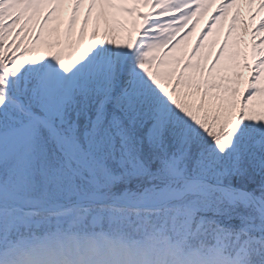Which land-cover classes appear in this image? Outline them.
<instances>
[{"label": "snow or ice", "instance_id": "obj_1", "mask_svg": "<svg viewBox=\"0 0 264 264\" xmlns=\"http://www.w3.org/2000/svg\"><path fill=\"white\" fill-rule=\"evenodd\" d=\"M64 3L0 0V264H264V0L252 62L256 0H87L75 41ZM113 10L135 39L97 36Z\"/></svg>", "mask_w": 264, "mask_h": 264}, {"label": "bare ground", "instance_id": "obj_2", "mask_svg": "<svg viewBox=\"0 0 264 264\" xmlns=\"http://www.w3.org/2000/svg\"><path fill=\"white\" fill-rule=\"evenodd\" d=\"M215 3H219V0H215ZM215 3L208 10V12L204 14V16L200 20V23L197 24L196 31L192 33V35H195V37H197L199 35L200 30H201V28H203L204 24L207 22L208 17L212 14V12L215 11ZM258 3H259V0H256V4H254L252 6L251 11L249 10L247 5H244L242 3L239 5L240 11H241V18L236 21V31L234 32L235 35H239L242 37L244 36L243 37V40L245 42L244 48H245L246 52H248L249 62H252V57H251V53H252L251 26H253L255 24V21H252L250 19V15H251V12H255L257 10ZM140 7H141V12L152 11V8L150 5L145 6L144 4H141ZM86 11H87V0H85V4L81 8V11L79 13L78 19L81 20V24L83 22L84 14ZM98 11H99V9H95L93 11L92 16H91L89 23H88V28H90L92 31H93V28L96 27V25H97V12ZM236 11H237V6H233L228 11L226 18L221 21L220 25L217 26V27H219L217 29V32L220 31L219 30L220 28L226 27V29L224 31H225V33H227L228 26L231 23V18L236 13ZM70 13H71V0H69V2H66V0H65V3H64V5L61 9V12H60V16H61L62 21L68 22V19L70 17ZM260 18H264V10H261L259 12V15L257 16V20H259ZM116 20H126L128 22L132 21L130 19L129 13H125V12L118 11V10H113L112 14L108 17L107 23L105 22V20L103 18L100 19L99 28L111 30L112 27L114 26V24L116 23L115 22ZM241 20L248 21L249 28H248L247 32L244 31V27H243V24L241 23ZM75 28H76V25H75ZM242 31H243V33H245V35H242L243 34ZM260 35H264V34L261 33ZM216 40L217 41L220 40L218 33L216 35ZM262 48H264V45L262 46ZM262 83H264V80H262Z\"/></svg>", "mask_w": 264, "mask_h": 264}, {"label": "rangeland", "instance_id": "obj_3", "mask_svg": "<svg viewBox=\"0 0 264 264\" xmlns=\"http://www.w3.org/2000/svg\"><path fill=\"white\" fill-rule=\"evenodd\" d=\"M66 2H69V0H66ZM139 11L141 12L140 5H139ZM130 19L132 20L130 22H128L126 20H116L115 21L116 23L114 24V26L112 27L111 30L110 29L108 30V29L99 28V31L97 32V36L99 38H104V39H113L116 44H121V45L128 42L129 35H131V37L133 39H135L136 38V35H137L136 29L139 27V23L141 21L139 20V18L136 16L135 13L130 14ZM133 21H135V27L133 26ZM67 23L68 22L62 21L61 24H60V35H61V39L62 40L66 38L65 37V33H66ZM80 26H81V20L80 19H77L76 28L74 29L73 35L71 37V40L72 41H75L77 39L78 34H79ZM218 28L219 27H217L216 29H214L213 30V35L210 36L207 41H205V49H207L208 44L212 40H216L217 33H218V36L220 37V40L219 41L216 40V42H217L216 43V47H218L219 46V43L223 41L224 36L226 34L225 31H224L226 29V27L220 28L219 29L220 31L217 32V29ZM106 30H107V33H108L107 35H105V31ZM91 32H92V30L87 27V31H86L85 37H84L85 42L89 38ZM242 33H243V31H242ZM242 35H245V33H243ZM235 36L236 35L233 33V37H235ZM195 40H196L195 35H191L184 42V44H182L180 46V49H178L172 55L173 56L182 55L186 59L187 58V54L191 51L192 45L195 43ZM231 40H232V38H230V43H231ZM244 43H241L238 46L239 51H240V54H241V60L243 59L244 56H247V58H248V52H246V50L244 48ZM262 46L263 45H261V47ZM233 50H236V49H233ZM213 52H214V50H213ZM253 56H254V53L252 51V53H251L252 59H253ZM248 61H249V59H248ZM241 71H243L244 76L247 77V75H248L247 70L241 69ZM242 87H243V85H242Z\"/></svg>", "mask_w": 264, "mask_h": 264}]
</instances>
